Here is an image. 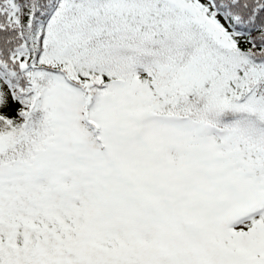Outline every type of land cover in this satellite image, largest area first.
I'll return each mask as SVG.
<instances>
[{
  "label": "snow or ice",
  "instance_id": "1",
  "mask_svg": "<svg viewBox=\"0 0 264 264\" xmlns=\"http://www.w3.org/2000/svg\"><path fill=\"white\" fill-rule=\"evenodd\" d=\"M0 264H264V0H0Z\"/></svg>",
  "mask_w": 264,
  "mask_h": 264
}]
</instances>
